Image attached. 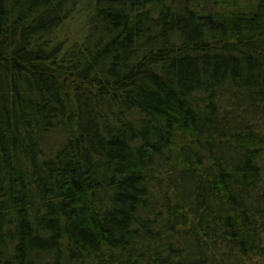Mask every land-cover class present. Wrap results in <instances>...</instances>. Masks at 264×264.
I'll return each mask as SVG.
<instances>
[{"label":"trees","instance_id":"obj_1","mask_svg":"<svg viewBox=\"0 0 264 264\" xmlns=\"http://www.w3.org/2000/svg\"><path fill=\"white\" fill-rule=\"evenodd\" d=\"M0 264H264V0H0Z\"/></svg>","mask_w":264,"mask_h":264}]
</instances>
